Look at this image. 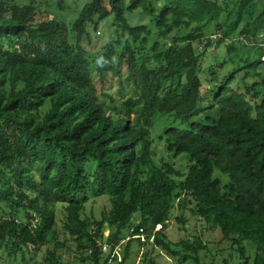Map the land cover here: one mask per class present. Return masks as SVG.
<instances>
[{
    "label": "trees",
    "instance_id": "trees-1",
    "mask_svg": "<svg viewBox=\"0 0 264 264\" xmlns=\"http://www.w3.org/2000/svg\"><path fill=\"white\" fill-rule=\"evenodd\" d=\"M255 1L88 0L65 22L50 3L0 0V264H156V250L200 264L202 232L175 241L166 232L171 219L185 228L186 213L219 231L218 244L238 257L231 264H264V73L248 69L264 62V5L240 26ZM109 16L111 37L86 48ZM239 27L253 41L241 53ZM222 44L225 55L201 68ZM156 113L184 123L157 139L186 154L185 173L155 158ZM102 195L109 210L82 217Z\"/></svg>",
    "mask_w": 264,
    "mask_h": 264
},
{
    "label": "rangeland",
    "instance_id": "rangeland-1",
    "mask_svg": "<svg viewBox=\"0 0 264 264\" xmlns=\"http://www.w3.org/2000/svg\"><path fill=\"white\" fill-rule=\"evenodd\" d=\"M19 4H23L27 2L28 0H16ZM42 1L45 3H50L51 10L54 13V16L59 19H63L65 22H71L75 17L77 16L78 11L80 10V7L84 3H86L88 0H38ZM48 1V2H46ZM264 5V0H256L252 5L247 7V12L244 15V20L240 24V26L243 25L247 20H252L254 17H256L262 10ZM136 12H140V10H135ZM142 13V12H141ZM144 14V13H142ZM146 15V14H144ZM143 21V20H142ZM113 19L112 16L107 17L106 19L103 20L99 24V29L100 33L92 31V42L88 43L87 41H84V45L88 49L92 48H97L104 44L110 37H111V32L113 30ZM134 23V22H132ZM240 27L236 30L235 35H234V40L235 42L238 40L240 41V46H241V53L242 51H246L248 49V45L251 43V39H248L246 37H239L238 30ZM174 33V31L171 33V35ZM166 41L169 40V38L165 39ZM264 41V30L262 34L258 38V42ZM253 42V41H252ZM254 44V43H253ZM225 45V44H224ZM224 45H214L210 48L207 49L205 56L202 57V62H201V68L207 67L210 63L216 62V59L220 60L222 56L225 55V48ZM257 55L252 54V60H255ZM228 68H232L233 65L229 63L227 65ZM248 69L252 71H261L264 73V62H261L257 65H250ZM205 72V73H204ZM202 73V77L207 73H210V71H204ZM223 73H220V75ZM256 80V77L250 76L248 78V82H252ZM117 89V83L116 80L114 79L112 82V86H110L109 91L114 93L116 92ZM131 88L126 89L125 93L126 95L130 94ZM133 115H131V118ZM167 126H172V127H178V128H183L184 123L181 120H174L173 116L171 114H165V113H156L154 120H153V126L150 130V138L153 140L154 143L152 144V148L155 151L156 155L155 158L160 160L163 158L165 161L172 163L175 169L180 170L181 172L185 173L186 172V167H187V161H186V154L181 153L178 156L174 157L173 154L169 153L165 147L163 141H159L158 135L161 134L163 129ZM214 177H219L222 182H226L228 180V177L226 174L221 173L218 169H214L213 172ZM110 208V201L109 197L107 195H102L99 197L95 198H90L84 206V209L81 213L82 217L85 218H95L99 219L101 216V213L103 211H107ZM55 209V214H56V228L59 231V238L63 240L65 237V234L62 232V222L65 217V211L63 204L57 203L54 205ZM178 211L177 213H179ZM21 218H23L20 215ZM186 219L187 223L185 224V228H182L181 224L173 222V219H171L170 222H168V226L166 228L167 235L169 236L171 241H175L178 238H181L188 233H199L202 232L204 234L203 239L205 242H207V248L206 250L202 251L200 253V264H218L220 263V260L222 258H226L228 260V264H231L232 261H237L238 257L235 254V252L232 253V256H229L230 250L227 247V244L224 245V243H219L218 244V239L220 238L219 231L217 229H214L212 231H205L204 229V223L197 219L196 217L190 215L189 213H186ZM139 221V216L138 214H135L133 217V222L137 223ZM107 229L104 232V235L106 234ZM242 244L246 247L247 249V254H249L252 251L251 256L254 254V247L250 241H243ZM141 247V246H140ZM122 246L117 248V251L120 252ZM139 248L136 242H133L132 245V257H134V252ZM141 251V249H140ZM64 259L66 260H73V252H69L67 248H64L59 251ZM140 254L138 253V256ZM153 257L155 258L156 264H173L174 263V258L169 257L166 255L163 251H154L153 252ZM42 253L40 252L37 256L36 259L37 261H40L42 258ZM138 259L136 260L137 263ZM29 264H32V262H29ZM73 264H83L78 260H73ZM185 264H192L190 261H187Z\"/></svg>",
    "mask_w": 264,
    "mask_h": 264
},
{
    "label": "built area",
    "instance_id": "built-area-1",
    "mask_svg": "<svg viewBox=\"0 0 264 264\" xmlns=\"http://www.w3.org/2000/svg\"><path fill=\"white\" fill-rule=\"evenodd\" d=\"M263 46H264V44H263ZM263 55H264V54H263ZM263 57H264V56H263ZM158 227H159V226H157L156 228H158ZM138 230H139L138 235H135V236H136V237H139L141 241H144L146 237H145V233H144V231H143V228L140 227ZM107 233H108V232H106L105 235H107ZM150 239H152V237H150ZM126 240H127V238H125L123 241H126ZM109 249H110V246H109V245H107V244H103V245H102V252L107 253V252L109 251Z\"/></svg>",
    "mask_w": 264,
    "mask_h": 264
}]
</instances>
